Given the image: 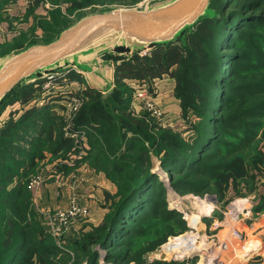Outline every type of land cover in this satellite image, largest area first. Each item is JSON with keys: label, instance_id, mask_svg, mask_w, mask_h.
<instances>
[{"label": "trees", "instance_id": "trees-1", "mask_svg": "<svg viewBox=\"0 0 264 264\" xmlns=\"http://www.w3.org/2000/svg\"><path fill=\"white\" fill-rule=\"evenodd\" d=\"M231 1L212 0L209 15L194 27L186 29L177 42L154 46L153 48H166L162 58L163 69L152 74L146 72L137 77L152 80L169 73L172 65L178 66L173 76L177 81L175 96L181 101L183 118L188 120L192 113L198 119L191 125L192 140L187 141L163 128L157 135H151L140 124L136 128L131 127L124 119L122 120L125 122L119 126L110 117L122 116L111 114L110 106L105 104L106 99L101 95L97 97H103V101L99 99L94 103L96 98L93 94L97 92L89 91V102L80 112L76 125L88 130L91 145L88 159L90 165L103 171L118 186V198L113 201L111 211L105 217L99 237L91 241L86 239L84 247L78 244L67 245V249L76 253L74 258L69 252L61 251L53 238L44 232L41 224L35 221L32 193L23 183L8 195L12 201L11 209H15L17 214L20 212V217L14 219L15 230L12 238L6 241L0 235V264H16L19 255L28 264L34 254L39 256L41 264H81L85 256L89 263L95 264L101 257V251H106L105 260L115 264H142L145 255L186 230L182 215L168 209L166 199L160 197L166 190L165 186L160 185L159 190L154 187L153 182L157 175L152 172V156H159L163 166L179 175L173 182L175 189L181 192L201 191L208 188L210 180L224 179L232 170L228 164H221V157H229L230 160L239 162L242 151L257 146V142H254L257 133L254 130L257 132L261 127L262 123L258 120L264 115V0H233L237 5L234 10L229 9L233 4ZM70 2L72 5L67 9L68 13L89 5L107 4L108 0ZM108 10L111 9L103 11ZM2 19L0 15V20ZM52 19V24L44 23L41 26L45 33L43 42H26L25 37H20L12 45L0 44V58L36 44L50 43L64 29L73 25L68 24L61 11H56ZM237 24L238 28H235ZM227 39H231L228 46L236 53L227 55L218 52L220 48L224 50L222 42ZM178 42L180 45H175ZM116 52L119 57V53L129 54L123 48ZM137 54L139 53L131 56ZM254 60H259V64H255ZM226 62H230L227 78L223 73ZM142 69L145 71V66ZM132 75L136 74L130 73L127 77ZM33 86L34 84L18 86L0 105V110L14 100L30 102L36 99ZM132 95L133 89L128 87L122 93L114 90L106 98L112 97L111 101L120 102L112 107L114 113L118 112L120 115L130 109ZM29 96L31 97L28 99ZM104 113L108 117L103 116ZM29 120L35 124L31 118ZM22 124L19 121L13 127L1 130V159L5 158L4 155H9L8 149L13 148L21 156L34 161L38 151L45 149L52 141L49 136L46 139L36 137L38 146L26 153L21 145H16L22 139L19 134ZM41 131L47 135L46 130ZM51 143L55 145V142ZM67 147L68 142L61 139L53 154H58ZM133 153L141 155L131 158ZM24 165L25 163L15 162L11 169L0 165V186H5L6 175L10 179L15 178L19 174L17 169L20 170ZM234 170V173L238 172L237 168ZM196 175L199 178L195 179ZM5 194L0 192V204ZM262 196L255 212L264 211V194ZM1 222L2 225L6 222L4 213L0 216V225ZM143 240V246L137 247L138 242ZM177 245L178 242L170 249L177 251ZM27 249L31 250L30 253H26ZM60 254L63 257L59 258Z\"/></svg>", "mask_w": 264, "mask_h": 264}, {"label": "rangeland", "instance_id": "rangeland-1", "mask_svg": "<svg viewBox=\"0 0 264 264\" xmlns=\"http://www.w3.org/2000/svg\"><path fill=\"white\" fill-rule=\"evenodd\" d=\"M157 1L164 0H108L107 4L89 5L68 13L67 9L72 5L70 0H0V3H3V6H0V15L3 18L0 20V44L12 45L20 37H25L26 42H43L45 33L41 26L44 23L52 24L53 14L56 11H61V15L67 18L68 24H75L81 17L94 12L114 8H145ZM235 1L232 0L231 3ZM235 5V3L231 4L229 9L234 10L237 6ZM235 28H238V24L235 25ZM230 41L231 39L223 41L224 50L220 48L218 52L227 55L236 53L228 46ZM175 45H180V43L178 42ZM165 51L166 48L163 47L152 48L148 52L133 57L130 53H119L120 57L117 55L118 52L104 53L95 62H107V66H110L113 72L98 70V74H92L91 78L89 77L92 82L85 78V74H82V76L79 69L69 65L67 69L59 71L58 76L55 74V78L52 80L42 79L32 83L34 84L33 90H35L36 99L30 102L14 100L0 110V137L2 129L5 127L11 128L15 123L21 121V124L24 123L19 133L22 139L16 145H21L26 153H30L34 147L38 146L36 137L46 139L49 136L52 139L51 142H55V145L50 142L45 146V149L38 151L34 161L21 156L13 148L8 149L9 155H4V159L0 158V165L4 168H13L12 165L15 162L25 163L20 170L17 169L19 174L15 178L10 179L11 177L6 175L5 186H0V192L7 193L0 204V216L3 213L6 216V222L3 225L1 222L0 225V235L6 241L12 238V234H14V219L20 217V212L17 214L15 209H11L10 203L12 201L8 195L23 183L31 191V185L38 180H41L39 188H36L38 193H33L35 189L31 191L33 193L32 208L36 215L35 221L41 224L44 232L53 238L61 251L69 252L71 257L74 258L76 253L67 249V245L78 244L84 247L86 239L91 241L92 239L95 240L97 236L99 237L105 218L100 224H92L94 209L96 214H99V211L104 212L106 210V217L111 211L113 201L118 198V186L108 178L106 179L114 186L99 184L102 179L95 175L102 173L104 178L107 176L103 171H98L90 165L88 159L91 145L88 130L85 127L76 125L80 112L89 102L87 97L89 91L97 92L92 93L96 98H94V103L99 99L103 101L102 98L104 97L106 99L105 104L110 106L109 109L111 108V114L122 116L118 118H116L117 116L110 117V120L116 122L119 126L126 120L131 127L136 128L140 124V127L144 128L145 131H149L151 135H157L163 128L172 131L175 135H180L187 141L192 140L191 125L198 119L192 113L188 120L183 118L181 101L175 96L177 81L173 74L178 68L176 65H172L169 73L164 74L162 77L169 76L173 84L165 86L167 90L169 89L168 91L173 92L174 98L179 103L181 111L177 116L170 117L162 108L165 120L155 118L143 108L138 100L135 101L137 104L134 105L133 95L130 109L119 115L118 112L114 113L112 107L120 102L111 101L112 97L110 99L106 98L114 90L122 93L128 87L130 89L134 88L135 81L146 85L153 96H156V90L151 82L154 79L145 80V78L141 79L140 77L146 72L152 74L163 69L162 58ZM262 51L264 52L263 49ZM229 63L226 62L223 65L225 78L228 77ZM254 63L259 64V60H254ZM144 66L145 71L142 69ZM130 73L136 75L127 77ZM139 75L140 79L137 78ZM98 77H103L107 82L102 81L100 83L101 80L98 82ZM162 77L155 79H161ZM123 79L125 80L123 81ZM65 91L68 93H65ZM97 95L103 97H97ZM220 96H223L222 92H220ZM65 97H68L69 101ZM73 97L83 101L74 103L70 107V101ZM73 107L80 109L73 113ZM99 112H102V110ZM103 116L108 117V114L104 113ZM30 118L36 125L30 122ZM258 121L262 124L257 132L254 130V133H257L254 136V142H257V146L254 149L242 151L239 162L232 161L229 157H221L219 159L221 164H228L229 167H232V170L224 179L221 178L219 181L210 180L208 188L198 192H181L175 189L173 182L179 175L163 166L160 157L152 154L153 166L151 168L152 172L157 175V179L153 182L154 187L159 190L160 185L165 186L166 190L160 197L166 199L168 209L177 211L182 215L186 222V230L179 236L170 238L166 244L154 252L145 255L142 264H203L209 251V255L213 253L214 259L205 264H264V234H261L264 229V211L255 212V207L260 204L264 194V115ZM145 126H148V128ZM41 130H46L47 135L43 134ZM73 134L77 135L73 136ZM117 135L120 136V134ZM61 139L68 142V147L58 154H53ZM146 145L149 149H152L149 143H146ZM140 155V153H133L130 156L131 158H138ZM0 156L3 157V155ZM111 156L118 157V155ZM235 168L238 172L234 173ZM87 172L92 173L94 176H92L91 181L89 178L87 179L88 182L82 184V177L84 178V174ZM194 178H199V176L196 175ZM95 181L98 183H95ZM91 182L94 183L93 186ZM47 185L52 187L55 185V196L59 200L58 206H55L56 208H44L40 204L39 197H37L43 191V186L46 190ZM82 189H85L88 193L84 194ZM74 200L82 208L87 209L88 214L82 213L76 217L62 218L61 220L64 221L61 222L59 227H50L47 216L67 212ZM204 205L213 208L210 215L202 213L201 210ZM256 223L262 225L256 228ZM253 228H256V230L252 232L251 229ZM143 242L144 240L139 241L137 247H142ZM177 242V251L171 250L170 248ZM249 243L256 244V249L246 254V246ZM30 251L27 249L26 253H30ZM62 254L59 258L63 257ZM85 257L81 264H91L88 262V258ZM105 257L106 251H101V257L95 264H115L112 261L105 260ZM39 261V256L34 254L28 264H41ZM16 264H27V260L19 255ZM57 264H63V262H57ZM68 264H73V262ZM131 264L137 263L133 262Z\"/></svg>", "mask_w": 264, "mask_h": 264}, {"label": "water", "instance_id": "water-1", "mask_svg": "<svg viewBox=\"0 0 264 264\" xmlns=\"http://www.w3.org/2000/svg\"><path fill=\"white\" fill-rule=\"evenodd\" d=\"M211 2L164 0L145 8H114L88 14L52 42L0 58V105L18 86L45 79L69 65L96 74L98 70L90 62L104 53L123 48L131 55L141 54L154 46L177 42L186 29L209 15Z\"/></svg>", "mask_w": 264, "mask_h": 264}, {"label": "crops", "instance_id": "crops-1", "mask_svg": "<svg viewBox=\"0 0 264 264\" xmlns=\"http://www.w3.org/2000/svg\"><path fill=\"white\" fill-rule=\"evenodd\" d=\"M98 59H100L99 57L98 58H95L94 60H92L91 62H90V65L92 66V67H94V69L95 70H99V71H103V72H105V71H110L111 73L113 72L112 70H111V67L110 66H107L108 64H107V62H104V61H100V63H99V61L98 62H95V61H97ZM103 64H104V66H103ZM79 73V72H78ZM80 74V73H79ZM86 75V79L87 80H90V78H91V76H92V73H86V72H81V75ZM82 75V76H83ZM88 76V77H87ZM113 76H114V74H113ZM112 76V77H113ZM90 77V78H89ZM100 80H101V82H100ZM91 81V80H90ZM98 82H100V83H102V81H104L105 83L107 82L106 81V79H104V78H98V80H97ZM92 82V81H91ZM135 82H139V81H135ZM152 83H153V88L156 90V95H157V99H158V101H159V103H160V105H161V107L164 109V111L167 113V114H169L170 115V117L172 116H177L178 114H179V112L181 111L180 110V107H179V103L176 101V99L174 98V95H173V92H171V91H168L167 90V88H166V86L165 85H169V86H171V85H173L172 84V82H171V79H170V77L169 76H167V77H162L161 79H154L153 81H151ZM167 83H169V84H167ZM93 85V84H92ZM94 85L96 86V84L94 83ZM93 85V86H94ZM139 103H140V101H138ZM138 103V104H139ZM135 104H137V102H135L134 103V105ZM82 170H83V168H82ZM80 171H81V169H80ZM86 172V171H85ZM84 173V172H83ZM85 176H84V178L82 177V184L84 183V182H88L87 181V179H89L90 178V181L92 180V176H94V175H92V173H89V172H87V173H85L84 174ZM95 176H97V177H99L100 179H102V182L101 183H99L100 185H109V186H114V184L113 183H111L108 179H106L107 177H105L104 178V176L102 175V173H100V174H98V175H95ZM95 183H98L97 181H95ZM91 185L93 186L94 185V183L93 182H91ZM81 186V185H80ZM80 186H79V188H80ZM85 186V185H84ZM43 191L42 192H40L39 193V195L37 196V197H39V200H40V204H41V206H43L44 208H56L55 206H58V199H57V197L55 196V185L52 187V186H48L47 185V187H46V190H45V186H43ZM83 190V193L84 194H87L88 193V191H86L85 189H82ZM32 191V190H31ZM54 191V192H53ZM87 192V193H86ZM34 194H37L38 192H37V189H35V192H33ZM32 193V194H33ZM42 207V208H43ZM94 208V207H93ZM96 210L94 209V212H93V217L94 218H92V224H100L103 220H104V218H105V211L104 212H101V211H99V214H96V212H95ZM259 225H262V224H259V223H256L255 224V226H256V228H258L257 226H259ZM263 227H264V225H263ZM256 228H253V229H251V231L253 232L254 230H256ZM261 234H264V229H263V231H262V233ZM253 236H254V234H253ZM258 236V235H257ZM254 237H256V236H254Z\"/></svg>", "mask_w": 264, "mask_h": 264}, {"label": "built area", "instance_id": "built-area-1", "mask_svg": "<svg viewBox=\"0 0 264 264\" xmlns=\"http://www.w3.org/2000/svg\"><path fill=\"white\" fill-rule=\"evenodd\" d=\"M145 53V52H144ZM57 73L54 74H49L47 76H45V79H49L52 80L54 79V76ZM133 88V87H132ZM63 89V88H62ZM67 91H65L66 93ZM68 93V92H67ZM66 100L69 101L68 97H65ZM136 100L140 101V103L142 104L143 108L150 113L153 117L155 118H159V119H163V121L165 120V116H164V111L157 99V95L153 96V93L150 91V89L146 86V85H142L139 82H135L134 83V88H133V101L135 102ZM83 100L77 99L76 97H73L71 99V105L70 107H72V105L74 103H80ZM73 107L72 112L76 113L80 108ZM77 134H73V136H76ZM89 150V149H88ZM41 180H38L37 182L33 183L31 185V190L34 189H38L40 186ZM77 201L74 200L70 209L63 213V214H50L47 216V220L50 224V227H59V225L61 224V222H63L64 220H61L62 218H70V217H76L82 213H85V215L88 214V210L82 208L78 203H76Z\"/></svg>", "mask_w": 264, "mask_h": 264}, {"label": "bare ground", "instance_id": "bare-ground-1", "mask_svg": "<svg viewBox=\"0 0 264 264\" xmlns=\"http://www.w3.org/2000/svg\"><path fill=\"white\" fill-rule=\"evenodd\" d=\"M56 76H58V74H57ZM54 78H55V76H54ZM212 210H213V208H212L211 206L204 205V207L202 208L201 211H202V213H204V214L210 215V213L212 212ZM255 249H256V244L253 245V244L249 243V244L246 246V250H247L246 254H247V253H250L251 251H254ZM209 254H210V251H209ZM209 254H208V256L205 255V256H206V257L204 258L205 263L208 262V261H210L211 259H214L213 253H212L211 255H209ZM205 263H203V264H205Z\"/></svg>", "mask_w": 264, "mask_h": 264}]
</instances>
